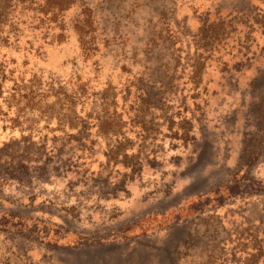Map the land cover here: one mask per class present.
I'll return each mask as SVG.
<instances>
[{
	"label": "rangeland",
	"instance_id": "374dc122",
	"mask_svg": "<svg viewBox=\"0 0 264 264\" xmlns=\"http://www.w3.org/2000/svg\"><path fill=\"white\" fill-rule=\"evenodd\" d=\"M0 264H264V0H0Z\"/></svg>",
	"mask_w": 264,
	"mask_h": 264
}]
</instances>
